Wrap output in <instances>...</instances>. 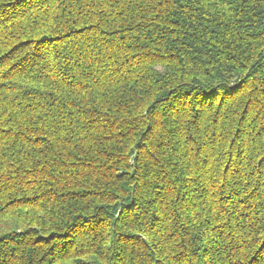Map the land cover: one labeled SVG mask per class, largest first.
Listing matches in <instances>:
<instances>
[{"label": "trees", "instance_id": "16d2710c", "mask_svg": "<svg viewBox=\"0 0 264 264\" xmlns=\"http://www.w3.org/2000/svg\"><path fill=\"white\" fill-rule=\"evenodd\" d=\"M0 264H264V0H0Z\"/></svg>", "mask_w": 264, "mask_h": 264}]
</instances>
